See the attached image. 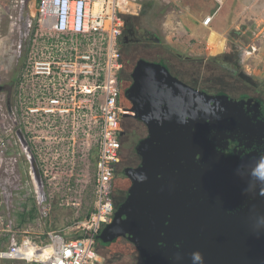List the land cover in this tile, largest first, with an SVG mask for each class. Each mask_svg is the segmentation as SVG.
Masks as SVG:
<instances>
[{
    "label": "built area",
    "instance_id": "obj_1",
    "mask_svg": "<svg viewBox=\"0 0 264 264\" xmlns=\"http://www.w3.org/2000/svg\"><path fill=\"white\" fill-rule=\"evenodd\" d=\"M136 1L37 0L35 9L28 5L24 13L26 0H19L18 13L10 15L11 31L20 35L11 52L20 65L10 108L2 109L0 168L10 184L13 178L20 181L15 170L25 171L24 183L33 187L37 200L43 199L19 128L35 156L50 205L58 198L60 205L78 208L88 184L93 185L94 202L88 215L76 212L66 228L48 231L45 243L12 237L0 247V261L95 264L101 258L97 236L115 214L113 187L125 116L119 101L124 12ZM212 19L209 15L204 23ZM93 149L91 175L86 163ZM0 232H11L2 217Z\"/></svg>",
    "mask_w": 264,
    "mask_h": 264
},
{
    "label": "water",
    "instance_id": "obj_2",
    "mask_svg": "<svg viewBox=\"0 0 264 264\" xmlns=\"http://www.w3.org/2000/svg\"><path fill=\"white\" fill-rule=\"evenodd\" d=\"M131 69L128 95L150 135L137 147L141 163L126 172L127 198L98 239L115 249L131 242L143 264H264V155L233 162L217 151L219 142L240 140L252 121L246 110L257 101L201 90L157 56L137 59ZM17 134L44 194L35 156L21 129ZM252 184L263 190L252 195Z\"/></svg>",
    "mask_w": 264,
    "mask_h": 264
},
{
    "label": "rangeland",
    "instance_id": "obj_3",
    "mask_svg": "<svg viewBox=\"0 0 264 264\" xmlns=\"http://www.w3.org/2000/svg\"><path fill=\"white\" fill-rule=\"evenodd\" d=\"M18 2L19 0L0 1V38L8 39L5 52L0 57V85L6 86V90L0 89V123L2 109L6 108L3 99L13 91L20 65V58H17L15 52H11L13 44L20 37L17 30L11 31L13 19L10 17L18 13L21 5ZM36 2L37 0H26L24 13H28V5L34 10ZM122 5L124 8L127 6L124 3ZM143 9L148 13L145 18L158 29L163 44L181 55V58L178 55L179 62L187 63V57L198 58V61L201 58L203 66L198 65V70L204 81L210 82L212 79V83L217 86L220 78L215 76L223 75L224 69L220 68L219 63L212 62V59L232 48L240 54L243 69L264 83V3L248 0H145L130 4V11L124 13L137 15ZM211 14L215 16L212 21L204 23V19ZM193 27L200 29L195 35ZM213 42L216 46H211ZM223 44L224 47L220 49ZM180 76L187 83L194 84L181 74ZM14 172H20L21 178L17 181L12 176L15 182L10 184L11 181H6L7 174L0 168V217L11 226V232H0V247L8 245L12 237L20 240L28 236L45 243L47 234L36 231L55 229V226L44 222L42 217L33 218L31 212L36 203L33 187L24 183L27 178L25 171L18 169ZM39 207H43L44 214H50L51 205L48 200L43 201ZM18 212L25 215L26 221H22ZM126 244L127 242L121 249L108 246V249L103 250L107 257L101 256L95 264H142L136 258L131 244ZM0 264L26 262L1 260Z\"/></svg>",
    "mask_w": 264,
    "mask_h": 264
},
{
    "label": "flooded vegetation",
    "instance_id": "obj_4",
    "mask_svg": "<svg viewBox=\"0 0 264 264\" xmlns=\"http://www.w3.org/2000/svg\"><path fill=\"white\" fill-rule=\"evenodd\" d=\"M147 15L148 13L144 9L141 10L137 15H129L121 36L123 68L121 71L122 92L119 101L125 110V116L122 120V130L120 132V160L116 165L113 187V202L115 206V213L119 205L126 200L128 189L131 185V179L126 174V172L137 168L142 161V157L138 153L137 147L142 140L150 135L149 125L144 120L138 118L137 105L135 101L128 95V84H130V80L133 76L131 69L132 63L133 61L143 57L157 56L163 59L173 75L182 79L179 72L176 71L175 66L173 65V63L179 64V61L177 59H179V56L181 58V55L169 49L165 44H163L158 29L152 26L150 24V21L145 18ZM156 37H158V39H156ZM168 59L171 61V63ZM212 62L219 63L221 66H223V68H225L223 74L224 78L221 77L220 79H218L219 77H217L219 81L217 87L209 85V89H207L202 85H194L190 82L189 84L209 93L222 92L228 94L233 98H247L257 101L254 104H251L246 110L247 113L251 114L252 121H245V124L243 125V129L245 128V131L243 132V129L241 130L242 134L240 136V140L236 139L233 144L227 143L226 145L225 142H219L217 144V151L220 150L224 155L227 154V156L230 157L229 159H227V161H232L233 159V162L242 160L246 157V155L250 153H255L256 156H263L264 83L260 82L258 79H256L254 76L250 75L243 69L240 60V54L234 51L232 48H228L227 51H225V53H223L222 55L214 57L212 59ZM212 81L213 80H211V83ZM0 86H2V88L0 87V89H3V91L6 90L5 85ZM11 92L10 94H8L6 99H3V101L5 102V106H7L8 109L10 108V106H8V101H10L13 96V91L11 90ZM222 148H224V150ZM229 165L233 166L234 164L231 162L229 163ZM249 189L250 193L253 195L257 191H262L263 186L260 187L257 184H252ZM221 192L225 198L227 197V195H229L224 191ZM262 196H264V192ZM239 201L240 204L244 205L242 208L247 205L246 203L248 202V192L244 188H242L241 190ZM128 244H131L136 258H138L142 263L140 254H138L139 252L136 247L131 242H127L126 245ZM97 248L105 250L109 247L105 243H102L97 239Z\"/></svg>",
    "mask_w": 264,
    "mask_h": 264
},
{
    "label": "crops",
    "instance_id": "obj_5",
    "mask_svg": "<svg viewBox=\"0 0 264 264\" xmlns=\"http://www.w3.org/2000/svg\"><path fill=\"white\" fill-rule=\"evenodd\" d=\"M242 1H244V0H242ZM251 1H254V2L257 1V2L262 3V4L264 3V0H248V2H251ZM241 3H243V2H241ZM211 15H213V18L215 17L214 14H211ZM202 24H203V22H202ZM195 27H193L194 35L198 33V30H200V29L196 30ZM7 44H8V39H6L5 37H1L0 38V57H2V55L4 54L5 47ZM211 46H216V44H214V42H213ZM223 47H224V44H223V46L220 47V49H222ZM95 158H96V150L93 149L90 153L89 160L86 163L87 167H88L87 170L91 175L93 174L94 168H95ZM42 197H43V199L40 200L38 203V201L36 200V198L34 196L36 203H34L35 206L31 212L33 218L35 219L36 217H42L44 222L47 221L49 224H53L55 226V229H57V230L64 229L76 218V216H77L76 212L79 213L80 217H84V216L88 215L90 213V211L92 210L93 202H94L93 185L88 184L87 186H85L84 196L82 198L81 205L78 208L73 207V206L60 205L58 198H56L50 202L51 203L50 214L48 213V215H47V214L43 213V209H42L43 207H39L43 201L45 202L47 200V189L45 186H44V194H42ZM26 210H28V207H26ZM22 225L24 227V223ZM24 228H26V227H24ZM50 230H53V228L49 229L47 231L41 229V230H37L36 232L37 233H47ZM5 261L6 262H9V261L16 262L17 260L5 259Z\"/></svg>",
    "mask_w": 264,
    "mask_h": 264
},
{
    "label": "trees",
    "instance_id": "obj_6",
    "mask_svg": "<svg viewBox=\"0 0 264 264\" xmlns=\"http://www.w3.org/2000/svg\"><path fill=\"white\" fill-rule=\"evenodd\" d=\"M137 1H140V2L142 1L143 2L145 0H137ZM124 17H125V20L127 21V18L129 17V15H124ZM156 39H158V37H156ZM185 61L187 63H185V62H179V64H177V63L174 64L173 63V60H172V63L175 66L176 71L179 72V74H181L184 78L189 79L191 82L194 83V85H202L204 88H207V89H209L208 88L209 85L210 86H213V87H217L213 83H211V80L212 79L210 80V82H206V81L203 80V78H201V75H199L200 71L198 70V65L201 66L203 64L201 62V58L198 61V58H195V57H187V59ZM169 62L171 63L170 60H169ZM220 68L225 70V68H223V66H220ZM221 76H223V75H219V76H215V77L221 78ZM20 215H21L20 218H22V221H25L26 220L25 215H22V213H20ZM77 235H80V233H78ZM97 249H98V252H99V255L100 256H103L104 258L107 257V255L105 254V252L103 250H101L99 248H97ZM137 264H139V263L137 262Z\"/></svg>",
    "mask_w": 264,
    "mask_h": 264
}]
</instances>
